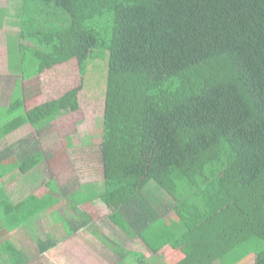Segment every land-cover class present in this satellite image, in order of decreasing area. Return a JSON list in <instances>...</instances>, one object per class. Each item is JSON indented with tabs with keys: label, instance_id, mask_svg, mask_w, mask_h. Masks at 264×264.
<instances>
[{
	"label": "trees",
	"instance_id": "trees-1",
	"mask_svg": "<svg viewBox=\"0 0 264 264\" xmlns=\"http://www.w3.org/2000/svg\"><path fill=\"white\" fill-rule=\"evenodd\" d=\"M0 29L8 52L0 88L9 99L0 139L76 113L81 86L94 90L98 78L105 119L133 116L136 134L117 151L123 172L87 183L88 197L70 201L62 191L49 207L50 193L4 201L0 264H27L11 230L31 216L69 201L82 219L69 225L72 234L92 226L79 206L94 199L124 236L115 249L122 264L128 254L130 264H264V0H8ZM73 60L79 86L25 105L27 82ZM30 143L9 150L20 174L43 154ZM136 240L152 256L126 247ZM57 244L39 239L38 249Z\"/></svg>",
	"mask_w": 264,
	"mask_h": 264
},
{
	"label": "rangeland",
	"instance_id": "rangeland-1",
	"mask_svg": "<svg viewBox=\"0 0 264 264\" xmlns=\"http://www.w3.org/2000/svg\"><path fill=\"white\" fill-rule=\"evenodd\" d=\"M6 2L8 0H0V4L5 5ZM1 16L4 17V10L1 11ZM3 32L8 33V30L4 29ZM3 40L4 38L0 37V43H4ZM2 45L5 53L6 47ZM0 61L6 69L7 57ZM77 65L76 60L61 64L45 71L41 80L27 82L31 87V94L27 96L29 102L26 101L25 105H36L59 98L68 90L79 86L80 75ZM99 83L100 78L91 85L94 90H87L84 84L81 86L78 95L79 110L76 113L58 119L53 125L40 130H34L29 126V133L22 138L29 139L30 147H34L37 142L43 157L41 156V160L34 168L20 174L21 177L11 181L9 185L2 186L7 188L11 195L21 198L24 194L32 192V195L41 197L48 191L51 196H47L44 203L46 207H49L55 198L63 195L62 191L68 193L67 199L70 201L80 197L86 198L93 194V191L85 190L90 187L87 183H99L106 176L123 172V163L117 151L136 138L135 120L133 116L105 119L103 86ZM13 86L14 83H9L7 92H11ZM105 128L107 131L104 133ZM39 131L42 135H38ZM128 152L133 158L137 156L139 153L136 150V144L134 147L128 145ZM8 180L9 177H5L1 182ZM19 182L21 186L18 185ZM45 185L48 186L45 187ZM77 185H79L80 193H72ZM98 188L94 187L95 190ZM116 201L117 199L114 200ZM69 203V201L65 203L60 200L55 207H50L49 212L45 210L44 214L38 215V218L32 219V222L27 225H20L15 233H12L13 242L17 248L24 250L28 258L27 264H122L119 255H115V249L122 252L123 246H120L118 242L123 241L124 236L108 220L107 216L110 213L108 206L100 199L80 205L79 208L90 215L92 226L79 228L72 234H68V229L71 228L69 225L73 222L79 224L82 220ZM5 235L10 237L7 233ZM48 237L54 238L58 244L42 254L38 249V241ZM126 247L131 250H143L148 257L152 256L144 242L130 241ZM167 249L169 246L163 245L161 252ZM170 253L174 254L173 250L168 253L166 259H169ZM128 255L123 260L124 264H130L133 261L130 254Z\"/></svg>",
	"mask_w": 264,
	"mask_h": 264
},
{
	"label": "crops",
	"instance_id": "crops-1",
	"mask_svg": "<svg viewBox=\"0 0 264 264\" xmlns=\"http://www.w3.org/2000/svg\"><path fill=\"white\" fill-rule=\"evenodd\" d=\"M5 8H6V4L5 5L0 4V11L5 10ZM1 30L2 29H0V37H1V39H3L4 38V34H2ZM3 41H5V39ZM2 44L5 45V42L4 43H0V59H3L4 57H7L8 58L7 46L5 45L6 51L4 53V51H3L4 46ZM6 71L7 70L5 69L3 62L0 61V74H3L4 75L6 73ZM3 93H5L4 88H0V113H4V110L6 108L4 106H7L9 104V99L6 96L4 98L2 96ZM40 104H42V103H40ZM36 105H39V104H36ZM36 105H29V106H36ZM53 123L51 125H53ZM3 126H4V123L3 122L1 123V121H0V128H2ZM26 129H27V131L25 132ZM29 131H30L29 125H24V126L18 128V129H16L15 131H13L11 134L7 135L6 137L0 139V188L3 189L2 195H0V203H2V205H0V207L3 206V204H4L3 202L6 201V200L7 201H10L13 204H16L18 202H21L22 200L28 199L29 196L32 195V192H30L27 195L24 194L23 196H21V198L20 197H14V194L11 195V193L9 192V190L7 188H3L2 187V186L9 185V183L11 181H15L19 177H21L20 176V173L18 171V168H17V160H15V158L13 157V155H11V153L9 152V150L11 148L14 149V150H16V148L14 147V144L17 141L22 140L23 139L22 137L27 136V134L29 133ZM6 155H11V157L10 158H5L4 156H6ZM5 177H9V180L2 183L1 180L4 179ZM47 184H49V183H47ZM18 185L21 186V182H19ZM46 186H48V185H45V187ZM48 193L49 192L46 191L44 194H48ZM44 194H42V195H44ZM28 208H31L29 210L34 211L35 208H36V206H34V207H28ZM25 209H26V207L22 211L25 212ZM42 214H44V212L41 213L40 215H42ZM37 216L38 215L31 216L30 219L31 220L34 219V218L36 219V218L39 217V216L38 217ZM30 222H32V221L25 222V224H29ZM17 228H14L13 230H11V233H15V231H16ZM157 238H155L154 241H153V246L154 247L156 246ZM136 241H138V240H136ZM141 242H144V241L141 240ZM174 254H171L170 253L169 254V257H170V255L172 256Z\"/></svg>",
	"mask_w": 264,
	"mask_h": 264
}]
</instances>
